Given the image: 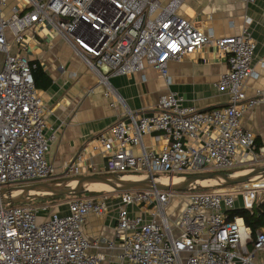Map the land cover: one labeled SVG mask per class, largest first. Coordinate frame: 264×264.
I'll use <instances>...</instances> for the list:
<instances>
[{"label":"built area","instance_id":"obj_1","mask_svg":"<svg viewBox=\"0 0 264 264\" xmlns=\"http://www.w3.org/2000/svg\"><path fill=\"white\" fill-rule=\"evenodd\" d=\"M185 0H0V189L14 183L53 179L47 152V120L27 55L29 41L61 35L108 87L113 75L153 67L169 77V62L215 45L229 67L215 86L226 105L206 110L185 104L175 91L160 96L150 114L127 111L103 131L99 145L107 173L185 175L244 168L258 161L256 134L243 125L264 92L248 96L249 77H259L256 41L244 27L217 36L177 12ZM252 1V0H251ZM264 73V60L261 64ZM159 133L158 148L145 134ZM136 149L139 151L136 152ZM83 154L66 165L81 175ZM179 198L177 200L176 198ZM117 204L116 238L90 240L83 231L90 215ZM182 201L176 218L166 215ZM261 202V203H260ZM260 203V204H259ZM56 205V204H55ZM264 206V180L195 191H121L74 195L66 212L38 201L0 204V264H101L116 252L121 264H264V228L256 231L238 208Z\"/></svg>","mask_w":264,"mask_h":264},{"label":"crops","instance_id":"obj_2","mask_svg":"<svg viewBox=\"0 0 264 264\" xmlns=\"http://www.w3.org/2000/svg\"><path fill=\"white\" fill-rule=\"evenodd\" d=\"M168 4L172 0H160ZM177 12L196 26L213 30L217 36H228L248 28L256 41L253 64L259 77H249L244 84L248 96L258 90L264 92V0H185ZM29 58L38 64V90L45 110L47 136L55 135L47 152L48 160L56 167L53 179L73 176L66 174V165L83 154L81 175L103 171L104 156L99 145L100 134L120 119L127 111L150 114L160 96L175 91L184 97L186 105L210 109L228 104L229 95L215 83L227 70L226 57L219 55L215 45H205L180 61L169 62V77L163 78L153 67L130 75H113L108 87L97 73L78 56L61 35H51L40 42L30 40ZM5 54L0 52V69ZM35 69V68H34ZM243 125L251 129L264 145V102L249 109ZM147 147L158 148L162 143L159 133L145 134ZM139 150L136 149V152ZM68 198L58 203L66 212ZM57 206V204L53 205ZM117 204L111 202L103 216L90 215L84 224V234L90 239L116 238ZM101 264H121L116 252H106Z\"/></svg>","mask_w":264,"mask_h":264},{"label":"water","instance_id":"obj_3","mask_svg":"<svg viewBox=\"0 0 264 264\" xmlns=\"http://www.w3.org/2000/svg\"><path fill=\"white\" fill-rule=\"evenodd\" d=\"M161 178H166L168 181L166 183L161 182L159 181ZM263 180L264 164L262 166L228 171H209L185 175L161 173H92L67 176L59 179L25 182L20 185H7L0 189V204L32 202L62 195H84L95 191H195L219 186L260 182ZM103 186H107L108 188H104Z\"/></svg>","mask_w":264,"mask_h":264},{"label":"trees","instance_id":"obj_4","mask_svg":"<svg viewBox=\"0 0 264 264\" xmlns=\"http://www.w3.org/2000/svg\"><path fill=\"white\" fill-rule=\"evenodd\" d=\"M37 71L42 73V71H40L38 64H36L35 69H33V77H34V72H37ZM34 80H35V85L37 87L38 86V79H36L34 77ZM256 144H257L258 149L263 146V143L260 140V138H256ZM89 194L92 195L93 193H89ZM65 196L71 198L74 195L73 196L62 195V196H54V197H49V198L50 199H58V198H62ZM48 199L38 201V202L47 203L46 201H48ZM58 203H61V202H58ZM58 203H56V204H58ZM233 214L240 215V216L244 217L246 224L252 228L253 236H255L257 230L264 228V206H256L253 209V211H249V210H246L243 208H238L234 211Z\"/></svg>","mask_w":264,"mask_h":264},{"label":"rangeland","instance_id":"obj_5","mask_svg":"<svg viewBox=\"0 0 264 264\" xmlns=\"http://www.w3.org/2000/svg\"><path fill=\"white\" fill-rule=\"evenodd\" d=\"M263 147H264V145H263ZM264 164V152L262 153L261 151H260V153H259V157H258V161L255 163H253V164H250V165H248V166H246V167H244V168H249V167H254V166H262ZM94 173H107V172H105V171H100V172H94ZM20 184H22V183H14V184H10V185H8V186H12V185H20ZM242 184V183H241ZM233 185H231V186H219V187H212V188H209V189H203V190H206V191H209V190H214V189H219V188H226V187H232ZM100 192H106V191H95V192H93V194H99ZM69 197H62V198H58V199H48V201H46L47 203H49V204H51V205H54V204H56V203H58V202H62V201H65V200H67ZM177 200H179V198L177 197L176 198ZM44 200H46V199H44ZM37 201H42V200H37ZM182 207H183V202L182 201H178V202H176V201H172L167 207H166V215L167 216H172V218H176L178 215H179V213H180V211H181V209H182Z\"/></svg>","mask_w":264,"mask_h":264},{"label":"bare ground","instance_id":"obj_6","mask_svg":"<svg viewBox=\"0 0 264 264\" xmlns=\"http://www.w3.org/2000/svg\"><path fill=\"white\" fill-rule=\"evenodd\" d=\"M159 181L166 183L168 180L166 178H163V179L161 178V179H159ZM103 187L108 188L107 186H103Z\"/></svg>","mask_w":264,"mask_h":264}]
</instances>
